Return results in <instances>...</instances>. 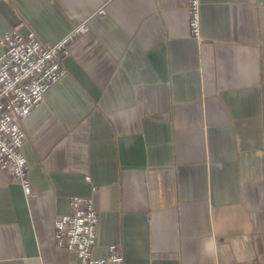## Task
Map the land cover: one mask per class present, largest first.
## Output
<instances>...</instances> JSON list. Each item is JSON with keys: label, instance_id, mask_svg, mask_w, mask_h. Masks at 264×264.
Segmentation results:
<instances>
[{"label": "crops", "instance_id": "1", "mask_svg": "<svg viewBox=\"0 0 264 264\" xmlns=\"http://www.w3.org/2000/svg\"><path fill=\"white\" fill-rule=\"evenodd\" d=\"M201 1L198 38L188 0H0V37L87 27L24 119L32 194L0 167V264H80L54 233L73 196L97 258L264 264V0Z\"/></svg>", "mask_w": 264, "mask_h": 264}, {"label": "built area", "instance_id": "2", "mask_svg": "<svg viewBox=\"0 0 264 264\" xmlns=\"http://www.w3.org/2000/svg\"><path fill=\"white\" fill-rule=\"evenodd\" d=\"M201 0H188L192 35L200 38ZM85 24L57 43L40 39L36 31L11 29L0 37V167L31 195L29 161L23 154L27 139L25 116L44 99L51 86L69 73L64 65L71 41ZM70 212L55 216V242L59 248L79 253L80 264H123L116 244L107 257L93 255L99 217L92 197L73 196Z\"/></svg>", "mask_w": 264, "mask_h": 264}]
</instances>
